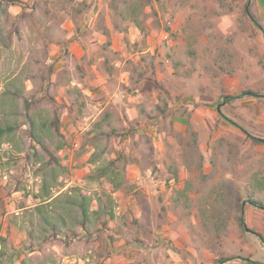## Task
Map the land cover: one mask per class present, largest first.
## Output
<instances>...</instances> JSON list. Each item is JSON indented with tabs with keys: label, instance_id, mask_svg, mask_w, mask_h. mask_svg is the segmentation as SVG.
<instances>
[{
	"label": "rangeland",
	"instance_id": "obj_1",
	"mask_svg": "<svg viewBox=\"0 0 264 264\" xmlns=\"http://www.w3.org/2000/svg\"><path fill=\"white\" fill-rule=\"evenodd\" d=\"M126 2L141 3L145 33L121 22ZM209 34L221 36L213 51ZM215 53L227 54L225 71L213 65ZM50 98L60 106L67 145L56 155L65 170H54L30 138V116L53 119ZM112 111L135 138L96 143L95 125ZM15 122L19 131L0 146V264H264V208L246 194L247 168L264 166V0H0V124ZM57 139L46 140L48 149ZM138 139L139 162L120 190L93 179ZM223 177L242 210L226 203L224 230L210 237L198 199L215 202L208 192ZM186 181L191 210L172 201ZM74 188L115 202L117 219L98 224L92 246L86 236L67 237L80 233L77 208L65 203ZM47 192L58 199L48 216L68 245L42 251L52 231L36 207Z\"/></svg>",
	"mask_w": 264,
	"mask_h": 264
},
{
	"label": "trees",
	"instance_id": "obj_2",
	"mask_svg": "<svg viewBox=\"0 0 264 264\" xmlns=\"http://www.w3.org/2000/svg\"><path fill=\"white\" fill-rule=\"evenodd\" d=\"M128 4V5H127ZM126 5L128 8L125 11H122L118 14L120 17L121 22L129 21L131 22L137 29L140 30L141 33L146 32V27L144 25V22L141 18V15L143 13V10L141 9L139 2L138 5L134 4L133 2H126ZM246 13L250 16V12L246 11ZM252 18V17H251ZM254 23L257 24L256 21ZM259 26V25H258ZM115 27L118 29V31L125 33L128 31L126 28H121V25L119 23H115ZM210 27V26H208ZM261 28V27H260ZM221 38L220 35L215 34H209L208 35V42L210 46V51H213V45H215V42H217ZM214 54V53H213ZM192 55H195V53H192ZM227 57V54L225 53H215V57L213 60V65L222 70L225 71V61L223 59ZM231 60V59H230ZM231 64V63H230ZM228 64V65H230ZM210 66L207 65L205 67L206 71H210ZM232 71V70H231ZM234 71V70H233ZM228 74H231L230 71L227 72ZM233 73V72H232ZM11 93V92H10ZM8 93V94H10ZM12 96L17 97L18 95L16 93H11ZM226 100L230 101L231 99H235V97H225ZM52 101V104L55 106L54 111V117L53 119H48L49 121H41L37 119L39 117L38 114L30 116V125H31V133L30 138L33 142V144H38L43 148V150L46 152V154H49L51 161L49 162V165L52 166L54 170H65L62 165H60L59 158L56 155V152L62 150L66 147V141L64 139V135L61 133V115H60V106H58L56 103ZM30 104L27 102V107L29 108ZM158 109L160 107H157ZM162 113V111H161ZM150 114V119H158V116L155 117L152 114ZM117 113L115 111L105 113L104 116L101 118V120L95 125V130L97 136L93 137V140L98 142L107 141L109 142L112 139L115 138H126L128 136H132V138H135V134L137 131H134L133 129L126 130L125 127L121 124V122L117 119ZM17 131H19V126L17 122L14 124H8V125H1L0 124V146H2L5 143H10L11 138L13 135L17 134ZM52 133V134H51ZM140 133V131H139ZM54 135L57 140L56 149L55 151H51L46 146V140H48L49 137H52ZM145 143L148 146V155L149 157H153L155 153V147L153 144L152 139L145 137ZM254 142L259 143L262 142L260 139L252 138ZM133 149L131 151L130 155H126L125 151L120 152L119 156L116 159H113L111 161H104L105 165L98 167L95 174L93 175V179L96 181L101 180H107L108 183L112 186L113 191L120 190L124 184L127 181V167L132 164H136L139 161L134 156L137 153L138 148L140 147L143 139L134 140ZM95 143V144H96ZM108 148V144L106 146ZM105 148V149H106ZM106 152H102L100 156H103ZM99 155H96L93 157L92 162L97 163V160H100L101 157ZM122 164V165H121ZM151 164V163H150ZM152 166H155V162L152 161ZM156 167V166H155ZM247 174H248V185L246 186V194L248 196L249 203L255 207L258 208H264V166L261 168H258L257 170H254V165H250V167L247 168ZM174 178H178V169L173 170ZM234 183L225 177L222 178L220 185H216L213 187V191H209L208 194H210V198H212V193H215L216 200L215 202H211V200L208 198L207 195L201 194L200 199L198 202V210L200 213V219L201 224L206 232L207 236L210 237H217L220 236V233L222 230H224V223L222 221L223 216H225L226 213V203H229V209L232 210H242V202L243 200L240 199V197L235 195L234 191ZM48 186L44 185L43 190L47 191ZM193 189L192 182L186 181L185 185L182 189L175 192V196L173 197L172 201L174 205H178L186 210L192 209V199L190 197V192ZM74 192L75 198L67 199L65 201L66 204H70L72 206H75L78 211V218L76 225L79 228L80 233L78 235L76 234H70L68 233V239L70 237H82L86 236L87 239H89V243L87 245L92 246V241H95V237L98 236V234L102 231L98 226L100 223L104 227H109L110 223L117 219V215L115 213L114 208V201L110 193H106L105 196H99L97 200L94 201V199L86 194H83L81 189L74 188L72 189ZM230 198V200L228 199ZM42 205L36 207L39 215L42 216L44 219V222L50 227L51 235L43 237L41 243L38 246V250L45 251V248L47 246H53L57 243L61 244L63 241L67 244V242L64 239L59 238L60 236V230L58 227H55L52 216H48V208H54L56 203L58 202L57 198H53L50 193H46L44 197H42ZM96 202L97 209L93 208V204ZM239 225L242 228H245V223L241 217L238 219ZM73 239V238H72ZM72 239L70 240L71 242ZM68 245V244H67ZM93 259V257L91 258ZM96 264H101L97 262Z\"/></svg>",
	"mask_w": 264,
	"mask_h": 264
},
{
	"label": "water",
	"instance_id": "obj_3",
	"mask_svg": "<svg viewBox=\"0 0 264 264\" xmlns=\"http://www.w3.org/2000/svg\"><path fill=\"white\" fill-rule=\"evenodd\" d=\"M218 109L220 110V107H219ZM245 228L247 229V226H246V224H245Z\"/></svg>",
	"mask_w": 264,
	"mask_h": 264
}]
</instances>
